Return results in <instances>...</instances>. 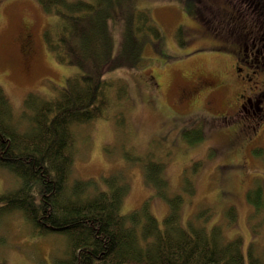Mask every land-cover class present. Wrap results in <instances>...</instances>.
I'll return each mask as SVG.
<instances>
[{
    "label": "rangeland",
    "instance_id": "1",
    "mask_svg": "<svg viewBox=\"0 0 264 264\" xmlns=\"http://www.w3.org/2000/svg\"><path fill=\"white\" fill-rule=\"evenodd\" d=\"M227 1L230 5L243 2ZM216 3L195 0L193 8L201 21H207L216 18L212 10ZM130 4L135 12L134 26L138 27L137 13L143 8L160 28L162 36L153 39L147 33L138 32L144 47L135 58L124 36L123 18L117 17V24L123 26L114 39L117 67L107 70L104 77L124 79L130 99L123 105L110 107L109 118L72 125L71 181L94 179L105 187V177L123 173L130 185L123 212L140 208L149 199L152 213L164 228L170 203L156 186L146 183L143 164L134 162L132 157L161 161L172 193L183 194L182 223L207 230L220 227L227 241L240 237L249 263L250 243L254 242L257 248L264 247V193L253 189L249 194L245 188L238 189L230 182L227 169L218 158L217 137L208 130L204 129V139L186 140L187 130L191 131L189 138H194L195 131L201 128L192 125L196 121L187 122L198 106L187 107L179 97L181 89L194 80L185 71L209 72L215 66V59L193 56L201 39L182 42L188 36L186 25L192 22L183 8L185 0H129ZM122 6L126 7L124 2ZM56 18L46 12L39 0H0V86L20 123L28 116L24 100L29 92L45 98L54 96L65 86L68 76L78 71L76 66L60 62L47 47L45 31ZM24 20L31 24L33 50L28 54L24 47L28 39ZM154 69L169 77L165 92H156L149 84V75ZM110 94L113 95V90ZM120 109L128 118L126 125L116 120ZM20 182V177L0 165V194L17 188ZM184 186L189 189L185 191ZM4 204L0 201V259H7L8 264L44 261L50 264L52 259L64 256L70 242L68 237L57 232L33 234L25 214L21 210L8 213L3 209Z\"/></svg>",
    "mask_w": 264,
    "mask_h": 264
},
{
    "label": "trees",
    "instance_id": "2",
    "mask_svg": "<svg viewBox=\"0 0 264 264\" xmlns=\"http://www.w3.org/2000/svg\"><path fill=\"white\" fill-rule=\"evenodd\" d=\"M193 1L183 6L188 15L196 11ZM39 2L57 17L45 31L49 49L60 62L78 71L68 76L54 96L30 92L24 100L28 116L23 123L0 86V165L21 178L20 186L0 194V201L8 213L21 210L33 234L57 232L69 238L64 256L50 264H264V247L257 248L254 242L249 245L247 263L240 237L227 241L220 227L185 226L181 221L183 194L172 193L161 161L132 157L143 164L146 183L156 186L170 203L164 228L152 213L149 199L140 208L123 212L130 188L123 173L105 177V187L94 179L71 181L72 125L109 118L110 107L130 99L124 79L104 77L107 70L117 67L114 39L123 28L117 17L123 18L124 36L135 58L144 47L138 32L153 39L161 38L162 32L143 8L138 10L136 28L129 0ZM115 116L118 123H129L124 110ZM195 132L189 138L191 131H186V140L204 139L200 130ZM0 263L8 261L4 258Z\"/></svg>",
    "mask_w": 264,
    "mask_h": 264
},
{
    "label": "flooded vegetation",
    "instance_id": "3",
    "mask_svg": "<svg viewBox=\"0 0 264 264\" xmlns=\"http://www.w3.org/2000/svg\"><path fill=\"white\" fill-rule=\"evenodd\" d=\"M219 1L212 9L216 18L201 21L192 10L184 43L201 39L193 56L213 58L215 66L199 74L186 70L194 80L179 97L187 107L198 106L187 122L196 121L192 125L203 136L206 129L217 137L218 158L230 182L246 193H264V0ZM25 28L28 54L33 50L31 24ZM149 77L154 91H166L168 76L154 69Z\"/></svg>",
    "mask_w": 264,
    "mask_h": 264
}]
</instances>
